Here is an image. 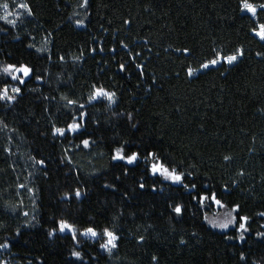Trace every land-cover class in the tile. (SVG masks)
<instances>
[{"label": "trees", "instance_id": "obj_1", "mask_svg": "<svg viewBox=\"0 0 264 264\" xmlns=\"http://www.w3.org/2000/svg\"><path fill=\"white\" fill-rule=\"evenodd\" d=\"M4 2L14 13L10 18L23 13L15 8L20 2L29 3L33 15L22 14L15 28L0 21L7 29L0 32V61L28 63L43 79L34 75L15 105H0V243L11 245L0 249L1 257L8 264H68L70 236L46 235L53 218L63 217L120 236L111 255L81 238V247L96 258L86 255L88 264H242L241 251L248 264H264V240L256 237L264 231L258 215L264 212V58L256 56L264 53V43L250 35L251 21L241 19L239 0H89L87 8L80 7L83 0ZM78 19L84 27L76 26ZM241 46L245 55L234 65L187 77L186 68L210 58L213 47L231 53ZM184 48L192 54L177 51ZM129 52L141 53L136 63L144 65L143 77ZM94 84L115 91L117 103L88 105ZM62 97L86 105L85 136L96 141L90 149L77 148L79 139L71 136L52 137L53 123L65 126L68 112L76 111ZM124 141L126 150L156 151L191 172L189 181L195 179L198 188L208 184L230 206L239 204L240 215L251 217L246 241L210 229L204 215H211L213 205L201 209L180 186L153 193V178L146 177V189L133 191L143 162L128 166L124 176V166L111 160V150ZM33 157L44 159L46 167ZM76 187L87 195L61 198ZM125 191L128 199L121 196ZM169 203L185 205L183 216L171 213ZM228 234L236 235L233 229Z\"/></svg>", "mask_w": 264, "mask_h": 264}, {"label": "snow or ice", "instance_id": "obj_2", "mask_svg": "<svg viewBox=\"0 0 264 264\" xmlns=\"http://www.w3.org/2000/svg\"><path fill=\"white\" fill-rule=\"evenodd\" d=\"M15 2V0H14ZM89 0H83V3L80 5L82 8H87ZM0 8L4 10V14L0 15V21H3L5 24L15 28L17 21L20 19L21 15L26 13L27 16H32V8L27 2L15 3V8L23 10V13L16 12L15 18L13 17L14 13L9 11L10 5L8 2L0 4ZM238 11L242 14L241 19L245 17L251 21L250 26V35L254 39H258L259 42L264 43V21L261 20V13H264V2L257 3L255 0H239L238 2ZM125 24H130L131 21L125 20ZM77 27H84L83 20H76ZM0 32H7V29L0 28ZM51 35V34H49ZM19 39V37H16ZM34 39V38H33ZM29 48H33L34 45L29 44ZM121 47L128 49V45L121 41ZM37 52H43L44 49L36 48ZM93 53L96 51L95 48L91 50ZM100 51L103 52V47L100 48ZM115 53L116 49H111ZM181 51L185 57H188L192 54V50L189 48L177 49ZM141 53L137 52L132 54L129 52L131 61L135 64L136 69L139 71L141 77L144 76V65L141 63H136V57L140 56ZM245 55L244 48L237 47L231 53H225L223 49L213 47L210 50V58H205L198 66L193 67L189 65L186 68V75L189 78H194L198 74H202L207 70L216 69L218 66L227 64L232 66L241 60ZM257 57L264 58V53L257 52ZM50 59V57H49ZM61 62H64V57L61 56ZM78 59V58H77ZM119 71L125 72L126 65L121 63L119 65ZM35 75V69L33 66L25 62H9L8 60L0 61V105L12 106L15 105L18 99L22 96L23 88L26 86L29 79ZM177 75H179L177 73ZM223 75V73H221ZM37 81L43 79L42 76L35 75ZM48 99V97H45ZM66 99V107L75 108V112H68L69 120L65 126H57L53 123L51 127V135L53 138L66 139L68 136L79 139V143L76 145L77 148L90 149L93 144L96 143L95 140L91 139V136H85L87 130V119L89 113L85 110L86 105L84 103H79L77 100L68 99L67 97H62ZM107 101V106L109 108L112 105L117 103V93L115 91L107 90L103 85H93L90 91V94L87 97V104L93 105L94 102H103ZM114 115H117L114 113ZM119 115H123L122 113ZM127 119L131 121L133 119L132 113H127ZM96 123H99L98 121ZM133 127L136 125L133 124ZM127 141L123 143H118L116 147L111 150V160L113 162H120L124 166L123 175L127 176L129 174V167H139L140 163L144 164V171L141 174L140 178L136 182V188L133 191L138 189L140 192H143L146 189L147 180L146 177L153 178V182L150 187V191L153 193L165 191L166 185H175L180 186L190 197L191 200L196 202L197 205L203 209L207 204L214 205L216 208L221 209L220 213H217L213 218H209L207 214L204 215L205 222L212 229H219L224 234L225 239L228 240H237L239 243H244L247 239L246 233L250 232V220L251 217L248 215H240L241 206L239 204H232L231 206L224 202L222 199L218 198L216 191L212 190L208 184L202 185L201 188H198L195 179L189 178L192 177V173H185L180 170L178 165H174L165 158L161 157L160 154L156 151H146L141 152L140 150H126ZM5 151H10L6 149ZM66 152L68 150H65ZM35 160V158L33 157ZM224 159L227 161L230 157L225 156ZM67 164H71L72 160L70 156L65 157ZM64 162V161H62ZM35 163L46 167V161L44 159L35 160ZM243 175V173H240ZM47 175V173H45ZM95 175V173H94ZM120 177L116 176V180H119ZM157 183L160 184L159 189L157 188ZM19 187L23 188L24 185L21 184ZM103 187L105 189H111L113 193L117 192V186L115 184L104 183ZM223 190L228 191L227 185L224 186ZM31 191V189H29ZM87 195V189L82 190L81 187H76L71 192H65L61 197L64 201L70 202L73 199L79 201L82 197ZM123 199H128V192L125 191L121 193ZM168 207L176 217H182L185 211V205L182 203H169ZM23 215L27 217L28 212H24ZM261 217H264V212L258 214ZM53 226L47 230L46 235L49 239L55 238L60 235L61 238L64 237V234H67L71 238L73 247L69 250V262L68 264H88V260L85 259L86 255L89 256V259L95 260L96 258L90 256L84 248L81 247V238H84L85 241H92L94 244H98L99 249L103 252L111 255L114 249L118 248V241L120 236L117 232L109 227H104L101 231H97L95 226L84 227L79 224L78 220L69 219V218H53ZM28 226V225H26ZM34 226V225H31ZM264 228V225H261ZM232 228L236 233L235 236L229 235L228 230ZM17 231V235H19ZM197 233L193 232L192 236H196ZM256 237L259 240H264V231L256 233ZM144 240V237H140V242ZM181 244H186L187 241L184 239L180 240ZM11 245L8 242L0 243V249H7ZM153 261L157 260L156 256L152 257ZM239 261L242 264H248V257L243 251L239 253ZM0 264H7L6 261H0ZM253 264H257L256 261H253Z\"/></svg>", "mask_w": 264, "mask_h": 264}, {"label": "rangeland", "instance_id": "obj_3", "mask_svg": "<svg viewBox=\"0 0 264 264\" xmlns=\"http://www.w3.org/2000/svg\"><path fill=\"white\" fill-rule=\"evenodd\" d=\"M225 65H227V64H225ZM221 211H223V210H221V209H218V208H216L214 205H213V211H212V213H211V215H207L209 218H213L214 216H216L217 215V213H220ZM205 221V220H204ZM206 223V222H205ZM206 225L210 228V229H212L207 223H206ZM232 228H230L229 230H231ZM212 230H214V231H217V232H221V230H219V229H212ZM228 230V231H229ZM0 261H5L2 257H1V255H0ZM8 264V263H7Z\"/></svg>", "mask_w": 264, "mask_h": 264}]
</instances>
